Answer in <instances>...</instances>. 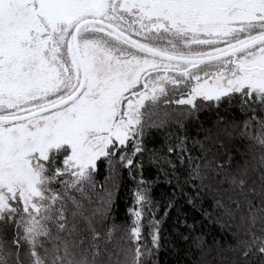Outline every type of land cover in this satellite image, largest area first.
Instances as JSON below:
<instances>
[{"label": "snow or ice", "instance_id": "6c2138e0", "mask_svg": "<svg viewBox=\"0 0 264 264\" xmlns=\"http://www.w3.org/2000/svg\"><path fill=\"white\" fill-rule=\"evenodd\" d=\"M168 248L264 264V0H0V264H159Z\"/></svg>", "mask_w": 264, "mask_h": 264}, {"label": "trees", "instance_id": "16d2710c", "mask_svg": "<svg viewBox=\"0 0 264 264\" xmlns=\"http://www.w3.org/2000/svg\"><path fill=\"white\" fill-rule=\"evenodd\" d=\"M217 115L224 118H231L233 116L239 117V111L236 108L222 109L219 114L215 110L206 111L201 113L202 121H214L217 118ZM162 140V138H161ZM107 175V172L102 170L101 174L98 177L100 183H105L104 177ZM154 175V170H153ZM131 183L127 181L126 178L121 179L119 182L118 191L116 192L113 198L112 205V222L117 225H126L130 223V214L129 209L133 206L132 192H131ZM173 189L169 187L166 183L160 182L156 184L153 188V197L158 201L161 206L167 200L169 196L172 195ZM179 202L182 205V210L186 215L188 222L191 223L193 219L197 221V227L202 228V230L208 235L209 239L213 236L216 239L226 241L231 240V236L227 234V231L221 227L219 223L214 222V219L208 218L201 215L200 211L193 209L191 205L187 204L182 197L179 198ZM207 207V205H205ZM177 213L175 210L170 212V220L165 222L164 231L166 235L170 236L168 232L169 228L175 223ZM9 238L11 237V232H9ZM185 257L182 253H174L168 249H162L158 256L159 264H177V261H183Z\"/></svg>", "mask_w": 264, "mask_h": 264}]
</instances>
